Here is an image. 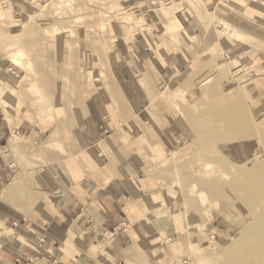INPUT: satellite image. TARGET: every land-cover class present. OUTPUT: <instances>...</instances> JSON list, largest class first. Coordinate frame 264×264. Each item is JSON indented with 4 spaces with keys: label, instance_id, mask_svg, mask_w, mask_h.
<instances>
[{
    "label": "rangeland",
    "instance_id": "374dc122",
    "mask_svg": "<svg viewBox=\"0 0 264 264\" xmlns=\"http://www.w3.org/2000/svg\"><path fill=\"white\" fill-rule=\"evenodd\" d=\"M0 127L26 216L117 171L146 264H264V0H0Z\"/></svg>",
    "mask_w": 264,
    "mask_h": 264
},
{
    "label": "crops",
    "instance_id": "0c3cea01",
    "mask_svg": "<svg viewBox=\"0 0 264 264\" xmlns=\"http://www.w3.org/2000/svg\"><path fill=\"white\" fill-rule=\"evenodd\" d=\"M2 130L0 127V140ZM12 140L8 139V146H0V264L95 263V259H85V251L75 248L71 237H85L91 247L98 237L107 234L116 236L106 253L108 263H153L145 253L147 250L136 248L127 236L129 200L124 187L128 185L123 179L114 180L117 171L106 174V178L96 173L99 183L90 193L81 189L80 184H73L72 190L67 189L63 195L57 185L53 192L43 191L40 209L28 216L12 207L13 201L17 203L12 178L22 171L9 144ZM60 183L65 186V181ZM135 234L139 238V228Z\"/></svg>",
    "mask_w": 264,
    "mask_h": 264
}]
</instances>
